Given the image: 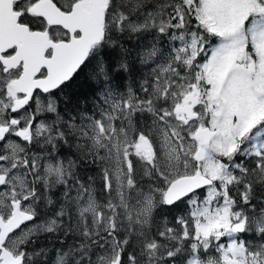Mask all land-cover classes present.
I'll use <instances>...</instances> for the list:
<instances>
[{
  "label": "snow or ice",
  "instance_id": "obj_1",
  "mask_svg": "<svg viewBox=\"0 0 264 264\" xmlns=\"http://www.w3.org/2000/svg\"><path fill=\"white\" fill-rule=\"evenodd\" d=\"M0 264H264V0H0Z\"/></svg>",
  "mask_w": 264,
  "mask_h": 264
},
{
  "label": "trees",
  "instance_id": "obj_2",
  "mask_svg": "<svg viewBox=\"0 0 264 264\" xmlns=\"http://www.w3.org/2000/svg\"><path fill=\"white\" fill-rule=\"evenodd\" d=\"M69 95L73 97V102L76 100L82 99L83 97H91L93 95V90L89 86V82L84 79L82 75L77 82H75L72 90L69 92ZM81 171L84 172L86 175H95V168L94 166L89 165L87 168L81 166ZM179 214V210H175L172 215Z\"/></svg>",
  "mask_w": 264,
  "mask_h": 264
}]
</instances>
